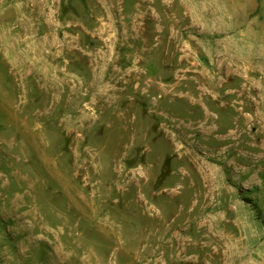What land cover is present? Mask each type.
I'll use <instances>...</instances> for the list:
<instances>
[{
    "label": "rangeland",
    "instance_id": "rangeland-1",
    "mask_svg": "<svg viewBox=\"0 0 264 264\" xmlns=\"http://www.w3.org/2000/svg\"><path fill=\"white\" fill-rule=\"evenodd\" d=\"M0 264H264V0H0Z\"/></svg>",
    "mask_w": 264,
    "mask_h": 264
}]
</instances>
